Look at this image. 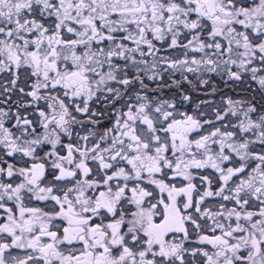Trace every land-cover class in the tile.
Wrapping results in <instances>:
<instances>
[{
    "label": "snow or ice",
    "instance_id": "6c2138e0",
    "mask_svg": "<svg viewBox=\"0 0 264 264\" xmlns=\"http://www.w3.org/2000/svg\"><path fill=\"white\" fill-rule=\"evenodd\" d=\"M0 264H264V0H0Z\"/></svg>",
    "mask_w": 264,
    "mask_h": 264
}]
</instances>
